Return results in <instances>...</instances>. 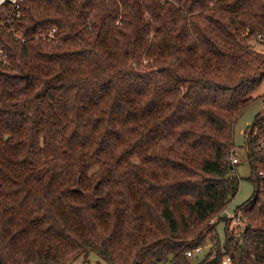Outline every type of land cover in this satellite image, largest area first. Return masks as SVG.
Wrapping results in <instances>:
<instances>
[{
	"label": "trees",
	"instance_id": "16d2710c",
	"mask_svg": "<svg viewBox=\"0 0 264 264\" xmlns=\"http://www.w3.org/2000/svg\"><path fill=\"white\" fill-rule=\"evenodd\" d=\"M18 12L23 42L0 28V264H196L187 253L220 244L209 222L238 192L228 158L264 80V0H22ZM53 29L56 42L35 39ZM261 101L245 133V230L203 264H264Z\"/></svg>",
	"mask_w": 264,
	"mask_h": 264
},
{
	"label": "rangeland",
	"instance_id": "374dc122",
	"mask_svg": "<svg viewBox=\"0 0 264 264\" xmlns=\"http://www.w3.org/2000/svg\"><path fill=\"white\" fill-rule=\"evenodd\" d=\"M2 1V0H1ZM19 4L22 2V0H17ZM4 2H7L4 5H7V19L0 21V28L7 29V32L12 34V37L15 40L20 41L17 36L21 37V35L16 31L15 29V22L18 20L19 16L17 15L16 11L17 8L14 4H12L11 0H5ZM2 2V3H4ZM0 3V5L2 4ZM45 33V32H42ZM22 38V37H21ZM36 40H44L42 38H39V34L35 37ZM55 39V38H54ZM53 39V40H54ZM51 40V41H53ZM48 42H51L49 40H46ZM55 41V40H54ZM21 42V41H20ZM56 42V41H55ZM253 46L256 50L259 52L264 53V39H257L255 42H253ZM0 48H1V42H0ZM0 60L3 62L6 61V57L4 56L2 50L0 49ZM264 96V80L262 81L259 88L252 94L253 101L246 107L243 114L238 118L236 125H235V134H234V143L236 145V149L234 153L228 158L230 160V163L234 165L233 173L236 178H238V192L236 196L232 199L230 204L227 206L225 211H227L229 214H235V216L239 217L240 220L239 224L232 221V219L225 220L221 214H219L220 218H218V221L220 222L216 226V231L218 234V237L220 239V244L217 243V237L215 235H211L209 240L204 243V250L202 254L199 255H192V259H195V257L198 260H201L202 257L205 255L206 252H208V247L210 244L215 245V248H224V226H228L229 228L233 227L234 225H241L242 228L246 226L244 217L242 215V212L239 210V207L245 203L246 201L250 200L254 193V187L248 179L251 176V167L248 164V158L246 154V147H245V133L246 131L252 126L254 123L256 117L260 115L263 112V103L261 101V98ZM217 216V217H219ZM217 217L213 219H217ZM223 224V225H222ZM214 227V226H213ZM237 231L240 229V227L235 228ZM218 245V246H217ZM221 246V247H220ZM208 248V249H207ZM69 264H102V262L99 260L97 256L94 254H90L87 256H81L74 262H70Z\"/></svg>",
	"mask_w": 264,
	"mask_h": 264
},
{
	"label": "built area",
	"instance_id": "2783aa9c",
	"mask_svg": "<svg viewBox=\"0 0 264 264\" xmlns=\"http://www.w3.org/2000/svg\"><path fill=\"white\" fill-rule=\"evenodd\" d=\"M5 0H0V3H2V2H4ZM11 2H12V4H14L15 5V7L17 8V11H16V13H17V15L19 16V12H18V8H19V2L17 1V0H11ZM55 30L53 29V30H51V31H48V32H46V33H40L39 34V38H42V39H44V40H49V41H51V40H53L54 38H55ZM17 38L21 41V42H23L24 40L21 38V37H19V36H17ZM221 216H223L224 218H225V220H227V217H229L228 219H232V221L233 222H235V223H238L239 224V221L241 222V220H240V215H239V217H237V216H235V214H229L227 211H223L222 212V214H221ZM218 218H220V216L219 217H217V219H212V220H210V222H209V225H211V226H217L220 222L218 221ZM223 225V224H222ZM224 226V232H226L229 236H233L235 239H241L242 238V235H243V232H244V230H245V227L244 228H242V224L241 225H234L233 227H231V228H229L228 226H225V225H223ZM240 227V229L237 231L235 228L236 227ZM208 248V252H207V258H208V260L209 261H212V260H215L216 258H217V253H216V248H215V245L213 246V244H210L209 246H207ZM203 250H204V247L202 246V247H198L197 249H195L193 252H188L187 253V257L188 258H190V257H192V255H199V254H202L203 253ZM224 250V248L222 247V251ZM206 258H205V256H203L202 257V259L201 260H198L197 262H196V264H203V261L205 260ZM221 264H233V261H232V258H231V255H229V254H226V255H224L223 257H222V259H221Z\"/></svg>",
	"mask_w": 264,
	"mask_h": 264
}]
</instances>
